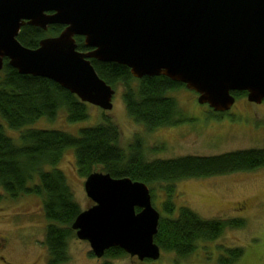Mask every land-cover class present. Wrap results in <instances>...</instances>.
Masks as SVG:
<instances>
[{
    "label": "water",
    "instance_id": "obj_1",
    "mask_svg": "<svg viewBox=\"0 0 264 264\" xmlns=\"http://www.w3.org/2000/svg\"><path fill=\"white\" fill-rule=\"evenodd\" d=\"M25 24L63 29L28 48L17 40ZM76 36L87 51L76 48ZM4 58L18 73L48 78L103 110L112 108L115 90L90 59L124 65L135 78L166 76L199 104L225 112L233 91L264 100V0H0V70ZM83 187L92 204L71 228L94 256L119 247L158 258L160 213L145 183L94 171Z\"/></svg>",
    "mask_w": 264,
    "mask_h": 264
},
{
    "label": "trees",
    "instance_id": "obj_2",
    "mask_svg": "<svg viewBox=\"0 0 264 264\" xmlns=\"http://www.w3.org/2000/svg\"><path fill=\"white\" fill-rule=\"evenodd\" d=\"M62 25H48L46 30L23 25L17 40L25 47L35 48L39 40L55 36ZM76 48L87 51L82 37H75ZM97 75L115 89L121 87V97L127 115L146 131L172 127L188 119L177 100L169 93L185 87L163 75L135 78L129 69L116 62L90 59ZM0 189L10 197L36 195L46 220L43 244L46 264H67L70 254L68 241L75 236L71 224L81 211L74 199L66 174L57 166L63 154L72 150L74 164L80 177L91 172L108 173L113 178L128 177L145 183H164V199L153 242L159 250L184 258L196 250L198 242L219 237L226 228H242L245 219L204 218L187 206L173 202L175 182L184 178H207L233 172L253 171L264 167V146L236 149L212 155L185 154L171 158H144L142 141L134 137L126 147L119 143L114 123L102 115L100 122L82 126L76 134L61 129L29 127L40 118L55 120L62 113L68 123L87 118V102L56 82L40 76L20 74L3 59L0 70ZM238 98L244 91H233ZM219 113V112H218ZM5 129V130H4ZM7 129L18 133V141ZM8 131V132H7ZM153 147L152 151L160 148ZM152 199V189L149 187ZM90 202H92L90 200ZM139 209L135 207V211ZM222 248L217 264L236 261L239 247ZM126 254L119 247L104 251L106 259ZM90 255H93L90 251ZM107 264V263H105ZM257 264H264V261Z\"/></svg>",
    "mask_w": 264,
    "mask_h": 264
},
{
    "label": "rangeland",
    "instance_id": "obj_3",
    "mask_svg": "<svg viewBox=\"0 0 264 264\" xmlns=\"http://www.w3.org/2000/svg\"><path fill=\"white\" fill-rule=\"evenodd\" d=\"M114 90L109 110L87 103L88 116L80 122L68 123L60 113L55 120L40 118L29 127L61 129L76 134L80 127L100 122L104 115L117 127L121 146L126 147L134 137L141 138L147 160L185 154L212 155L264 146V100L254 103L240 96L235 98L229 110L218 114L199 104L197 94L183 87L169 94L177 100L188 119L172 127L146 131L127 115L121 87L117 86ZM0 123L5 126L2 120ZM7 130L10 131L8 135L18 141L17 131ZM158 144L161 147L152 151ZM72 152L71 149L65 151L57 167L66 174L74 199L83 210L92 202L85 194V178L78 175ZM164 185H149L152 206L159 213L162 212ZM173 202L176 209L187 206L204 218L241 217L246 223L242 228H226L214 240L198 242L196 250L184 258L159 250L156 259H139L128 253L106 259L104 253L99 257L90 255L88 242L74 236L68 241L70 259L67 264H217L221 245L241 249L232 264L264 261V167L207 178H184L175 182ZM45 225L38 196L10 198L0 189V237L5 240L0 252L5 262L0 261V264H46L47 252L43 244Z\"/></svg>",
    "mask_w": 264,
    "mask_h": 264
},
{
    "label": "flooded vegetation",
    "instance_id": "obj_4",
    "mask_svg": "<svg viewBox=\"0 0 264 264\" xmlns=\"http://www.w3.org/2000/svg\"><path fill=\"white\" fill-rule=\"evenodd\" d=\"M245 97H246V95H245ZM201 105H203L206 109H209L212 113L214 112V113H217L216 111H214V110H212L210 107H208L206 104H201ZM222 112H219L218 114H221ZM158 145H160V144H158ZM0 241H2V242H0V252H2L1 250H3V248H4V246H5V244H4V239L3 238H1L0 237ZM0 261H3V262H5L4 261V258H3V256L1 255V253H0Z\"/></svg>",
    "mask_w": 264,
    "mask_h": 264
}]
</instances>
